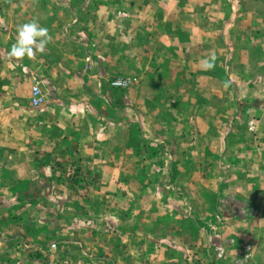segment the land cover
Here are the masks:
<instances>
[{
    "label": "crops",
    "instance_id": "1",
    "mask_svg": "<svg viewBox=\"0 0 264 264\" xmlns=\"http://www.w3.org/2000/svg\"><path fill=\"white\" fill-rule=\"evenodd\" d=\"M0 264H264V0H0Z\"/></svg>",
    "mask_w": 264,
    "mask_h": 264
},
{
    "label": "clouds",
    "instance_id": "2",
    "mask_svg": "<svg viewBox=\"0 0 264 264\" xmlns=\"http://www.w3.org/2000/svg\"><path fill=\"white\" fill-rule=\"evenodd\" d=\"M52 37L48 29L42 26L36 19L16 26L15 42L7 53L9 59L24 58L34 59L37 54H43L46 46L51 42ZM215 54H211L199 61L201 70L211 71L215 67ZM227 86V85H225ZM32 92L39 95L38 86H33Z\"/></svg>",
    "mask_w": 264,
    "mask_h": 264
},
{
    "label": "built area",
    "instance_id": "3",
    "mask_svg": "<svg viewBox=\"0 0 264 264\" xmlns=\"http://www.w3.org/2000/svg\"><path fill=\"white\" fill-rule=\"evenodd\" d=\"M126 82H127V81L122 80V81H121V84H125ZM32 102H33L34 104H39V103H40V98H39L36 94H34V93H33Z\"/></svg>",
    "mask_w": 264,
    "mask_h": 264
}]
</instances>
